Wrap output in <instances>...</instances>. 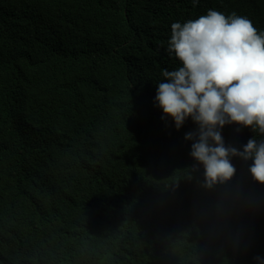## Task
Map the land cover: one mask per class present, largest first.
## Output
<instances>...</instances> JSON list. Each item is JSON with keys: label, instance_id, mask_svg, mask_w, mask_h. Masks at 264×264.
<instances>
[{"label": "trees", "instance_id": "trees-1", "mask_svg": "<svg viewBox=\"0 0 264 264\" xmlns=\"http://www.w3.org/2000/svg\"><path fill=\"white\" fill-rule=\"evenodd\" d=\"M210 9L264 31V0H0V264L264 260V186L232 157L205 189L155 103L171 25Z\"/></svg>", "mask_w": 264, "mask_h": 264}, {"label": "clouds", "instance_id": "clouds-1", "mask_svg": "<svg viewBox=\"0 0 264 264\" xmlns=\"http://www.w3.org/2000/svg\"><path fill=\"white\" fill-rule=\"evenodd\" d=\"M168 51L182 66L162 72L167 82L157 84L155 103L161 119L171 118L177 130L188 118L197 125L185 139L194 140L190 155L203 167L202 186L210 190L230 181L236 173L232 157L247 163L252 179L264 186V31L235 12L210 9L173 23ZM222 135L239 150L225 146Z\"/></svg>", "mask_w": 264, "mask_h": 264}, {"label": "rangeland", "instance_id": "rangeland-1", "mask_svg": "<svg viewBox=\"0 0 264 264\" xmlns=\"http://www.w3.org/2000/svg\"><path fill=\"white\" fill-rule=\"evenodd\" d=\"M1 176H2V173L0 172V178H1Z\"/></svg>", "mask_w": 264, "mask_h": 264}]
</instances>
